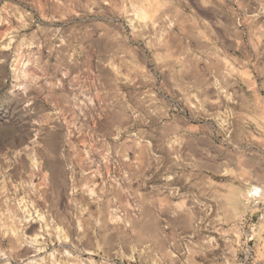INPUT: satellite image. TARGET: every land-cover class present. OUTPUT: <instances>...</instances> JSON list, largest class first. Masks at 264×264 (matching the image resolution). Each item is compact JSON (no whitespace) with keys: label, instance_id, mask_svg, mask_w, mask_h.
<instances>
[{"label":"rangeland","instance_id":"obj_1","mask_svg":"<svg viewBox=\"0 0 264 264\" xmlns=\"http://www.w3.org/2000/svg\"><path fill=\"white\" fill-rule=\"evenodd\" d=\"M0 264H264V0H0Z\"/></svg>","mask_w":264,"mask_h":264},{"label":"clouds","instance_id":"obj_2","mask_svg":"<svg viewBox=\"0 0 264 264\" xmlns=\"http://www.w3.org/2000/svg\"><path fill=\"white\" fill-rule=\"evenodd\" d=\"M20 78H21L20 87H21L22 90L30 88L35 82V80L32 77V75L26 70H22L21 71Z\"/></svg>","mask_w":264,"mask_h":264},{"label":"bare ground","instance_id":"obj_3","mask_svg":"<svg viewBox=\"0 0 264 264\" xmlns=\"http://www.w3.org/2000/svg\"><path fill=\"white\" fill-rule=\"evenodd\" d=\"M56 224V223H55Z\"/></svg>","mask_w":264,"mask_h":264}]
</instances>
